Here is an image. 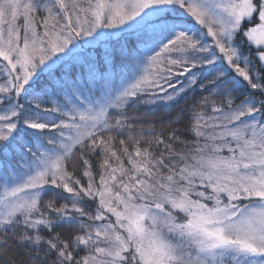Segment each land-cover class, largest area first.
Wrapping results in <instances>:
<instances>
[{"label": "snow or ice", "instance_id": "snow-or-ice-1", "mask_svg": "<svg viewBox=\"0 0 264 264\" xmlns=\"http://www.w3.org/2000/svg\"><path fill=\"white\" fill-rule=\"evenodd\" d=\"M0 264H264V0H0Z\"/></svg>", "mask_w": 264, "mask_h": 264}]
</instances>
